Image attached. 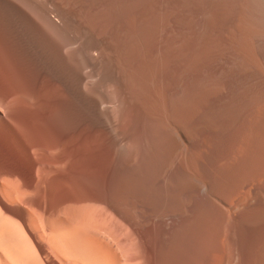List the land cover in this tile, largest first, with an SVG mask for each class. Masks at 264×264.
<instances>
[{
  "label": "bare ground",
  "instance_id": "bare-ground-1",
  "mask_svg": "<svg viewBox=\"0 0 264 264\" xmlns=\"http://www.w3.org/2000/svg\"><path fill=\"white\" fill-rule=\"evenodd\" d=\"M0 96L95 264H264V0H0Z\"/></svg>",
  "mask_w": 264,
  "mask_h": 264
},
{
  "label": "crops",
  "instance_id": "crops-1",
  "mask_svg": "<svg viewBox=\"0 0 264 264\" xmlns=\"http://www.w3.org/2000/svg\"><path fill=\"white\" fill-rule=\"evenodd\" d=\"M0 136V264H84L85 226L89 263L95 264L92 255L96 254L98 224L92 215L95 209H79L78 202L83 200L79 191L83 190L78 188V179L73 182L78 196L72 195L74 188L71 194H63L58 178L52 177L48 183L44 168L37 167L36 162L31 167V146L25 155L21 141L7 143L5 136ZM85 211L92 216L85 218ZM69 245L79 248L81 255L64 254Z\"/></svg>",
  "mask_w": 264,
  "mask_h": 264
},
{
  "label": "rangeland",
  "instance_id": "rangeland-1",
  "mask_svg": "<svg viewBox=\"0 0 264 264\" xmlns=\"http://www.w3.org/2000/svg\"><path fill=\"white\" fill-rule=\"evenodd\" d=\"M2 103H4V106H5V103L3 101V99L1 98L0 96V135H4L5 136V141L8 143L10 142H20V140L15 136V134L10 131V130H17L18 129V126L16 125H13L10 126L11 124H8V126L4 125L1 121V117H4L5 115L4 114H7L8 110V106L5 108H3V105ZM7 105V104H6ZM7 112H5V111ZM5 112V113H4ZM5 120V119H3ZM6 122V121H5ZM17 127V128H16ZM1 137V136H0ZM50 138H44V143L46 145H50L51 143L53 144V141L50 139ZM63 139V138H62ZM61 139V140H62ZM64 140V139H63ZM62 140V141H63ZM25 141V142H24ZM39 141V140H38ZM56 141V140H54ZM61 141V143H62ZM28 142L30 143H36L37 140L36 139H25V140H21V143L23 144H26V150H28V148L30 146H32L31 144H27ZM22 144V145H23ZM65 149L61 147H59L57 150H55L54 152L52 153H45V154H41L42 156H37L36 154L34 155L31 151V154L29 155V159H30V162H31V167L33 165L34 162H36V166L37 167H40V168H44L45 170V178L47 179L48 183H50V179L52 177H55V178H58L59 180L58 181H61V188H62V192L63 194L65 193V191L69 188V187H74L73 182L74 180L76 181L77 178L79 177V180H81V176L83 175V170L81 168H70L69 167V163H71V160L70 158L67 156V154H65ZM58 153V154H57ZM23 154H27L26 152H23ZM23 155V156H25ZM25 160V159H24ZM39 161V162H38ZM56 161V162H55ZM67 161V162H66ZM70 161V162H69ZM74 170V171H73ZM76 170V171H75ZM81 170V171H80ZM75 172V173H74ZM82 173V174H81ZM71 176H70V175ZM80 175V176H77ZM76 176V177H75ZM73 177V178H72ZM76 179H75V178ZM83 177V176H82ZM72 178V179H71ZM55 188H57L54 183L52 184ZM43 186V185H42ZM41 187V186H40ZM50 187V184L48 185V188ZM72 187V188H73ZM80 188L82 186H79ZM67 188V189H66ZM71 188V190H72ZM69 190V189H68ZM90 201V202H89ZM65 202V200L63 201V203ZM66 203V202H65ZM63 204V207L66 206V204ZM79 204V209H89V208H93V209H96V207H101V205L99 204H96L95 202L87 199L86 201L85 200H81V202H78ZM68 208L69 205H68ZM87 227H89L88 229H90V224H87ZM90 233V232H89ZM98 233H97V228L95 229V236L97 237ZM64 254L66 255H71V256H79L81 255V250L77 247H74L72 245H69L65 251H64ZM93 257V261L92 262H96V254L92 255ZM90 258H91V255H90ZM89 258V259H90ZM91 261V259H90Z\"/></svg>",
  "mask_w": 264,
  "mask_h": 264
}]
</instances>
